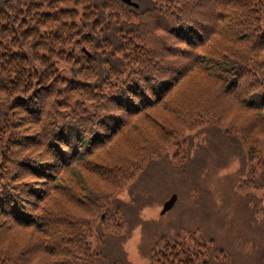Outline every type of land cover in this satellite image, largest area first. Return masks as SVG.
Instances as JSON below:
<instances>
[{"label":"trees","instance_id":"obj_1","mask_svg":"<svg viewBox=\"0 0 264 264\" xmlns=\"http://www.w3.org/2000/svg\"><path fill=\"white\" fill-rule=\"evenodd\" d=\"M131 1L0 0V264H264V0Z\"/></svg>","mask_w":264,"mask_h":264},{"label":"rangeland","instance_id":"obj_2","mask_svg":"<svg viewBox=\"0 0 264 264\" xmlns=\"http://www.w3.org/2000/svg\"><path fill=\"white\" fill-rule=\"evenodd\" d=\"M186 135H187L186 132L183 133V136H186ZM226 158H228V156ZM224 159H225V151L223 149H221L218 161L221 162ZM232 170L233 169H231L229 171H232ZM117 198L119 200L123 201V202H128L129 201V196H128V193H127V188H124L122 191H120L118 193V195H117ZM162 206L163 205L161 204L160 206H156V207H151V208L145 209L141 213L142 219L145 220V221L154 223L161 216L160 215V211L162 210ZM140 240H141V229L137 228V229H135L133 231V233L131 235V238L124 245L125 252H126L128 260H129V262L131 264H148V261L146 259L141 258L139 253H138V246L140 244Z\"/></svg>","mask_w":264,"mask_h":264},{"label":"water","instance_id":"obj_3","mask_svg":"<svg viewBox=\"0 0 264 264\" xmlns=\"http://www.w3.org/2000/svg\"><path fill=\"white\" fill-rule=\"evenodd\" d=\"M124 4L137 8L138 5L133 3L131 0H121ZM177 200L176 195H172L162 206V210L160 211V215L163 216L167 212H169L175 205Z\"/></svg>","mask_w":264,"mask_h":264}]
</instances>
